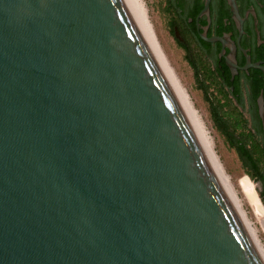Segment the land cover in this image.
Returning a JSON list of instances; mask_svg holds the SVG:
<instances>
[{"label":"water","instance_id":"1","mask_svg":"<svg viewBox=\"0 0 264 264\" xmlns=\"http://www.w3.org/2000/svg\"><path fill=\"white\" fill-rule=\"evenodd\" d=\"M0 264H264L141 0H0Z\"/></svg>","mask_w":264,"mask_h":264},{"label":"flooded vegetation","instance_id":"2","mask_svg":"<svg viewBox=\"0 0 264 264\" xmlns=\"http://www.w3.org/2000/svg\"><path fill=\"white\" fill-rule=\"evenodd\" d=\"M164 0L168 34L245 128V163L264 196V0ZM199 75V74H198ZM264 199V198H263Z\"/></svg>","mask_w":264,"mask_h":264},{"label":"rangeland","instance_id":"3","mask_svg":"<svg viewBox=\"0 0 264 264\" xmlns=\"http://www.w3.org/2000/svg\"><path fill=\"white\" fill-rule=\"evenodd\" d=\"M160 48L178 83L206 131L219 161L264 249L262 186L238 154L234 140L248 144L245 128L233 105L226 101L204 73H196L185 54L168 34L164 0H142ZM199 74V75H198Z\"/></svg>","mask_w":264,"mask_h":264},{"label":"bare ground","instance_id":"4","mask_svg":"<svg viewBox=\"0 0 264 264\" xmlns=\"http://www.w3.org/2000/svg\"><path fill=\"white\" fill-rule=\"evenodd\" d=\"M141 4H142V7H143V10H144V13H145V16H146V18H147V21H148V24H149V26H150V28H151V30H152V32H153V34H154V36H155V33H154V30H153V27H152V25H151V23H150V21H149V19H148V15H147V12H146V9H145V6H144V3H143V1L141 0ZM155 38H156V36H155ZM156 40H157V38H156ZM157 42H158V40H157ZM159 44V43H158ZM160 46V45H159ZM172 70V69H171ZM173 72V71H172ZM174 74V73H173ZM175 76V75H174ZM176 78V77H175ZM177 80V79H176ZM178 82V81H177ZM179 84V83H178ZM180 85V84H179ZM181 87V86H180ZM181 89H182V91H183V93H184V95L186 96V98H187V100H188V97H187V95H186V93H185V91H184V89L181 87ZM188 102H189V100H188ZM190 103V102H189ZM191 105V104H190ZM192 107V106H191ZM193 109V108H192ZM194 110V109H193ZM195 112V111H194ZM195 114H196V112H195ZM196 116H197V114H196ZM198 117V116H197ZM199 119V118H198ZM200 121V120H199ZM201 123V122H200ZM202 124V123H201ZM203 126V125H202ZM252 225V224H251ZM253 227V226H252ZM254 229V228H253ZM254 231H255V229H254ZM255 233H256V231H255ZM257 235V234H256ZM263 247V246H262Z\"/></svg>","mask_w":264,"mask_h":264},{"label":"trees","instance_id":"5","mask_svg":"<svg viewBox=\"0 0 264 264\" xmlns=\"http://www.w3.org/2000/svg\"><path fill=\"white\" fill-rule=\"evenodd\" d=\"M233 144H235V148L238 152V154L240 155V157L245 161L246 159V151L241 149L240 145L238 144V141L237 140H234L233 141Z\"/></svg>","mask_w":264,"mask_h":264}]
</instances>
